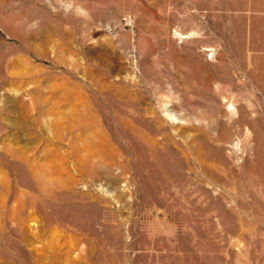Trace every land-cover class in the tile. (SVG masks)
I'll return each instance as SVG.
<instances>
[{"label":"rangeland","instance_id":"obj_1","mask_svg":"<svg viewBox=\"0 0 264 264\" xmlns=\"http://www.w3.org/2000/svg\"><path fill=\"white\" fill-rule=\"evenodd\" d=\"M0 264H264V0H0Z\"/></svg>","mask_w":264,"mask_h":264}]
</instances>
